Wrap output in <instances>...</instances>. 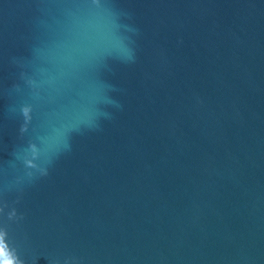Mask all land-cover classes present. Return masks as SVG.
<instances>
[{"label": "water", "instance_id": "1", "mask_svg": "<svg viewBox=\"0 0 264 264\" xmlns=\"http://www.w3.org/2000/svg\"><path fill=\"white\" fill-rule=\"evenodd\" d=\"M0 264H264V0H0Z\"/></svg>", "mask_w": 264, "mask_h": 264}]
</instances>
